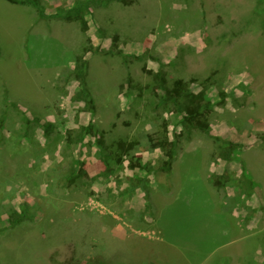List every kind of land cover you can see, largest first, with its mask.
<instances>
[{"label":"rangeland","instance_id":"1","mask_svg":"<svg viewBox=\"0 0 264 264\" xmlns=\"http://www.w3.org/2000/svg\"><path fill=\"white\" fill-rule=\"evenodd\" d=\"M77 1L42 0V6L50 15L71 9ZM87 22L88 30L78 21H38L31 7L0 0V230L9 226L13 211L25 207L35 216L33 222L1 232L0 264H149V256L160 264H180L186 259V252L180 257L168 254L163 244L152 247L157 225L133 206L144 192L130 191L136 177L148 176L145 170H132L130 162L156 164L161 158V151L151 148L157 114L146 109L161 94L154 76L161 69L169 85L183 79L195 92L208 89L217 104L210 135L196 133L181 145L180 160L185 162L177 177L184 185L196 174L207 177L218 205L207 204L205 196L189 202L185 191L161 202L172 195V176L150 175L151 187L161 194L160 210L171 220L167 229L177 236L206 238L210 226L198 230L192 224L198 207L206 206L209 225L215 221L224 226L225 221H217L219 211L234 212L243 225L254 224L251 230L247 226L241 244L246 264H264V0H137L93 7ZM108 50L143 58L129 59L131 85L123 58ZM79 57L89 64L94 114L75 100L81 91L73 74ZM5 87L19 112L40 120L31 140L19 142L23 123L7 107ZM164 118L172 122V132L177 119L170 114ZM45 122L56 126L49 140ZM88 124L97 127L98 135L78 141L80 128ZM216 137L260 152L256 179L263 188L255 199L237 185L245 163L240 158L233 163L219 160ZM103 150L123 155L121 165L111 159L113 174L100 159ZM254 157H246L249 165ZM155 209L154 203L153 214ZM119 216L134 232L133 239L116 237ZM223 240L214 239L206 250L220 249ZM206 257L199 252L189 264Z\"/></svg>","mask_w":264,"mask_h":264},{"label":"trees","instance_id":"2","mask_svg":"<svg viewBox=\"0 0 264 264\" xmlns=\"http://www.w3.org/2000/svg\"><path fill=\"white\" fill-rule=\"evenodd\" d=\"M12 5L31 7L37 13L38 21H51V20H62L66 22H80L83 25L84 30H88L87 16L92 14L93 7L108 8L114 3H122L124 5H130L137 0H79L75 3L74 7L68 10L59 9L55 14H47L42 6V0H7ZM108 54H114L113 51L108 50ZM114 55H119L123 58L125 67L128 71L129 85L132 84L131 75L129 73V59L142 60V57L125 55L121 50L115 52ZM89 64L83 58L79 57L76 63V68L73 72L75 75V80L81 85V91L76 94V101L84 102L86 106L90 109V112L94 114L96 112V101L91 93L88 84V72ZM156 87L160 90L161 94L157 95V100L152 101L147 104L146 109L153 112L155 122L157 124V132L155 138H151L152 146L154 150L161 151V158L156 164L150 162L142 163L139 161V166L130 162V168L132 170L140 169L145 170L148 176H158L160 173L167 177H171L173 173V167L175 162L179 157V152L181 150V145L184 142H191L196 133L210 135V120L211 116L217 106L215 102L210 98L208 89L202 90L200 92H195L191 88V83L183 79H178L174 81L172 85H169L166 73L161 69L155 73ZM152 96L155 94L151 93ZM9 91L5 87L4 97L5 103L8 106H12V110L15 111L19 117H21L23 127L21 132H19V139L31 140L32 131L35 126H38L40 120L38 118H30L26 113L19 112L18 105L13 103L9 98ZM142 96V95H141ZM148 110V111H149ZM164 114H170L177 119V123L173 126L174 130L171 132L170 127L172 122L167 118H164ZM159 119V120H158ZM160 120L161 123H160ZM6 126V114L3 115L1 119V128L5 129ZM180 127V130H179ZM55 124L52 122H45L43 124V132L45 139H51L55 132ZM98 135L97 127L93 124H88L87 126H82L79 131L78 141L84 142L87 137H96ZM264 142V135L261 136ZM215 142L217 143V156L218 159L226 163H233L239 161V156L244 150V145L240 143H235L232 141L225 140L221 137H216ZM100 149L104 147L101 140L98 142ZM123 155L116 154L108 155L102 152L100 159L103 161L105 167L110 174L114 173L113 164L111 159L116 161V165L122 164ZM132 161V159H130ZM80 172V170H79ZM77 176V170L72 173V178ZM148 176L136 177L133 181L134 184L130 191H135L140 189L145 194V212L146 214L152 215V210L154 208V203L152 200L153 188L150 185V180ZM229 179V178H228ZM237 185L240 189L244 190L247 198H251L254 192V182L246 174H242L238 179H236ZM221 186L220 182L216 184ZM129 191V192H130ZM35 221V216L30 213L29 208L23 207L21 211H13L9 215L7 228L1 229V232L7 231L9 229H14L17 226ZM89 264H106L105 262H90Z\"/></svg>","mask_w":264,"mask_h":264},{"label":"crops","instance_id":"3","mask_svg":"<svg viewBox=\"0 0 264 264\" xmlns=\"http://www.w3.org/2000/svg\"><path fill=\"white\" fill-rule=\"evenodd\" d=\"M191 153L193 151H190ZM195 153V152H193ZM260 152L253 150V149H245L242 151V153L240 154V159L243 163H245L244 167H245V172H242V174H249V176L253 177L252 180L254 182L255 185V189L253 192V198L255 199L256 196L258 194H260V188L262 189L263 187H261L259 181L256 179L259 177V173H258V169L256 168L257 163L259 162L260 164V168H261V163L259 157ZM250 155H255L253 161V164H248L249 161L246 160V157H249ZM183 155H179L177 161L174 164L173 167V173H172V182L173 184V191H171L170 193L172 194L171 196L165 198V200H162L161 202H165V203H169L171 201H173V199L178 198L182 192H186L187 194H191L187 195L186 194V199H189V202H193L194 200L199 201V197L198 196H205V201L208 203H210L212 206L214 204L218 205L217 199L213 196V192L211 190V185L209 183V180L207 179V177H199V175L197 176V174L195 175V177L191 178V184L189 185H184V179L181 180L180 177H177L178 171L177 169H179L182 166V162L185 161H181V157ZM192 156V155H190ZM193 156H197V155H193ZM257 156V157H256ZM251 170H253V176L251 175ZM197 178V179H196ZM191 188H202L204 192H199V190L196 189H191ZM210 191V193H209ZM137 193L140 196V191L138 190ZM160 195L158 194L157 191L154 192L153 190V194H152V200L155 203V217H153L152 215H150L149 218L147 219H151L153 222H150L151 224L153 223V225H157V227H154L153 232L157 234L156 237H154V241L150 242V244H152V247H158V244H163L165 245L164 249L165 251L169 250L171 255H177L181 257L182 253H187L185 258L186 259H182V262H180V264H189L191 261V258L196 255L199 254V252H205L207 254L206 259H204L203 261L200 262V264H246V256H245V250H242V246L241 244H243L245 242L246 239V228L248 226V229L251 230L252 226L254 224H244L240 221L239 218H237V214L236 213H221L219 211V215L220 218H217V221L220 222H224L225 221V225L221 226L219 223L218 225H216L215 221H213L212 225H209L206 218L208 217L209 213L208 211H206V206L203 205L202 207H198V215H195L194 220H192V224H194V226H196V228L199 230L200 228H202L204 225L205 226H210L211 230L210 231H206V238H201V237H193V236H177L175 234L172 233V231L167 229V225L168 223H170L171 220H168L163 212L160 210V205H159V200H160ZM196 197V198H194ZM136 199L133 200L134 203V208L136 211L138 212H142L145 211V206H146V201H145V194L142 197V199L140 197L134 198ZM205 214V216H204ZM224 220H222V218ZM118 219V225L116 227V237L121 239L122 241L125 240H130L131 238L133 239L135 237V235L133 234L134 232H129V230H127L125 228V223L124 221H122L123 219L119 216L117 217ZM222 221H221V220ZM226 219V220H225ZM214 220H216L214 218ZM115 221V220H114ZM216 221V222H217ZM123 222V223H122ZM128 226V224H127ZM234 226V227H233ZM130 227V226H129ZM223 227V230L221 229V234H214V230H218L220 228ZM232 227V228H231ZM131 228H133V226H131ZM233 232H231V230H233ZM209 233V236H208ZM224 237L223 240V246L220 249H214L212 251L211 250H206L208 244L212 243V241L214 239H221ZM214 238V239H213ZM232 238V239H231ZM230 240H232L231 242H229ZM237 245V246H236ZM236 246V247H235ZM231 247H234L233 250H230ZM211 254H209V252H211ZM127 252V250H126ZM134 252V249H133ZM215 253V255H213ZM221 253V255H220ZM134 256V254H132ZM132 255H127V256H132ZM132 256V257H133ZM149 264H160L159 261H157L156 259H153L152 257L149 256ZM128 261V260H127ZM249 261H247L248 263ZM178 264V263H176Z\"/></svg>","mask_w":264,"mask_h":264}]
</instances>
